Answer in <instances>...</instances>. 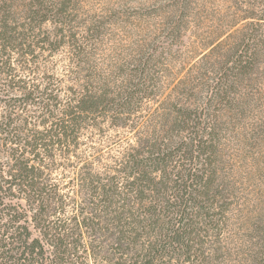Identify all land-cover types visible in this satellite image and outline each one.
I'll return each mask as SVG.
<instances>
[{
  "label": "trees",
  "instance_id": "obj_1",
  "mask_svg": "<svg viewBox=\"0 0 264 264\" xmlns=\"http://www.w3.org/2000/svg\"><path fill=\"white\" fill-rule=\"evenodd\" d=\"M229 1L226 29L162 86L165 51L101 63L100 22L77 23L76 0H0V264H264L255 178L242 177L223 212L194 185L221 120H240L259 96L234 81L264 48V0ZM202 3L181 0L171 32ZM60 51L66 88L46 62ZM104 125L129 131L128 144L108 168L83 164L67 180L83 138ZM243 155L262 174L264 156L250 144Z\"/></svg>",
  "mask_w": 264,
  "mask_h": 264
},
{
  "label": "rangeland",
  "instance_id": "obj_2",
  "mask_svg": "<svg viewBox=\"0 0 264 264\" xmlns=\"http://www.w3.org/2000/svg\"><path fill=\"white\" fill-rule=\"evenodd\" d=\"M79 17L77 23L93 21L101 25L103 40L98 46V60L121 57L130 60L138 49L165 51L162 57L164 79L162 86L172 79L185 77L221 29L232 18L235 6L229 0H204L193 6L181 24V30L172 33V24L181 0H76ZM180 13V12H178ZM264 40V32L261 33ZM235 79L234 86L246 94L256 86L259 96L251 94V104L240 120L225 116L207 143V157L198 164L194 182L197 192L213 209L223 212L234 206L236 188L242 189V177L255 178L260 193L264 194V170L257 173L251 158L244 157L245 145L264 156V48ZM48 59V60H47ZM47 60V61H46ZM56 75L64 81L68 65L67 54L60 51L46 58ZM78 149L79 160L75 167L64 170L67 180L75 181L78 167L94 165L105 169L114 163L132 134L125 128H110L88 132ZM264 165V164H263ZM72 187V186H71ZM258 196V195H257ZM248 197H251V194ZM233 202V203H232ZM246 205L241 204V208Z\"/></svg>",
  "mask_w": 264,
  "mask_h": 264
}]
</instances>
